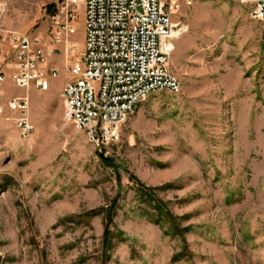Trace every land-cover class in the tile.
Returning a JSON list of instances; mask_svg holds the SVG:
<instances>
[{
    "label": "rangeland",
    "instance_id": "rangeland-1",
    "mask_svg": "<svg viewBox=\"0 0 264 264\" xmlns=\"http://www.w3.org/2000/svg\"><path fill=\"white\" fill-rule=\"evenodd\" d=\"M6 2L2 25L41 37L58 70L29 96L22 139L0 114V264H264V19L236 0L183 3L170 69L180 93L145 98L96 146L61 97L84 43L54 42L58 0Z\"/></svg>",
    "mask_w": 264,
    "mask_h": 264
},
{
    "label": "built area",
    "instance_id": "built-area-1",
    "mask_svg": "<svg viewBox=\"0 0 264 264\" xmlns=\"http://www.w3.org/2000/svg\"><path fill=\"white\" fill-rule=\"evenodd\" d=\"M194 0H58L53 16L54 42L66 53L79 43L77 19L82 13L84 43L70 66L71 79L61 93L66 119L84 131L96 146L120 140L127 117L147 97L167 90L180 93L181 83L170 69L171 40L188 31L174 22L183 3ZM251 6L254 19H264V0H236ZM6 2L0 1V114L8 108L22 139L35 126L29 118V96L6 99L10 80L17 88L48 91L59 72L49 67L43 39L5 28Z\"/></svg>",
    "mask_w": 264,
    "mask_h": 264
}]
</instances>
